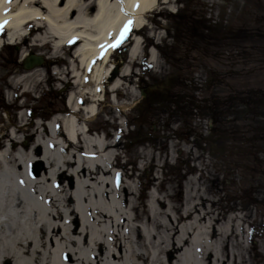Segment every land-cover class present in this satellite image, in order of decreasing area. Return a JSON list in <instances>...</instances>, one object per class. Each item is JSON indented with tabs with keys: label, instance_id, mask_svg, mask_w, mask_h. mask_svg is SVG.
<instances>
[{
	"label": "bare ground",
	"instance_id": "6f19581e",
	"mask_svg": "<svg viewBox=\"0 0 264 264\" xmlns=\"http://www.w3.org/2000/svg\"><path fill=\"white\" fill-rule=\"evenodd\" d=\"M170 2L0 0V21H8L0 30V48L24 43L29 32L51 56L63 48L70 54L61 58L64 71L53 68L50 74L59 82L65 81L63 75L69 77L63 107L45 124L20 114L18 125L0 129V264H250L237 210L227 216L208 208L200 213L193 200L165 209L157 191L141 209L136 176L125 172L117 158L125 159L123 164L134 161L140 172L149 164L157 166L161 154L145 146L133 157L122 156L119 135L98 133L88 124L104 96L109 93L114 104L120 94L119 81L107 79L114 72L113 51L130 45L126 64L134 65L141 45L135 32L143 31L146 16ZM129 21L118 46L101 48L113 44ZM148 62H156L153 49ZM128 68L118 77L127 76ZM31 76L10 79L14 97L17 86L24 87L22 95L29 89ZM18 133H25L26 140L35 137L32 147L27 149ZM36 162L44 166L39 174L29 169ZM254 258L252 264H257Z\"/></svg>",
	"mask_w": 264,
	"mask_h": 264
},
{
	"label": "rangeland",
	"instance_id": "374dc122",
	"mask_svg": "<svg viewBox=\"0 0 264 264\" xmlns=\"http://www.w3.org/2000/svg\"><path fill=\"white\" fill-rule=\"evenodd\" d=\"M189 15L209 20L211 46L210 37L208 40L193 37V34L205 33L193 31L196 26L187 22ZM173 16L181 18L177 25L178 45L173 41V26L178 22ZM145 20L143 31L135 32L141 38V45L134 65L126 64L130 45H122L112 55L110 64L114 65V72L111 70L108 79L119 81L120 94L114 104L109 100V93L103 97L99 113L88 123L89 127L98 133L119 135L122 156L133 157L138 148L145 146L155 155L161 154L162 161L156 162L157 166L149 164L140 172L134 161L123 164L125 159L119 160L125 172L136 176L133 184L141 209L147 206L151 193L157 191L164 197L165 209L167 204L183 207L193 200L200 213L208 208L216 215L227 216L233 214L231 209L237 210L249 246L248 263H254L253 256L257 264H264V0H171L168 6L161 4ZM24 36H27L24 43L5 44L0 48V129L5 126L9 130L18 125L20 114L26 120L45 124V119L64 105L65 83L69 77L65 74V81L59 82L57 76H50V71L53 68L64 71L66 61L61 58L70 57L67 48L51 56L49 48H42L34 41L36 35L29 37L25 33ZM163 47H173L177 54L186 57L181 79L188 81L191 95L198 102L203 95L206 97L204 93H210V116L214 111L215 117L220 118L224 108L248 101L249 106L240 108L236 117H221L220 126L210 124L213 129L210 128L209 145L202 144L209 130L206 120L198 122L192 118L189 125L194 134L189 136L178 118L160 110H153L146 120L155 126V132L142 131L150 134V141L130 143L129 137L136 132L134 125L142 105L139 106L143 87L150 76L164 77L171 69L169 60L160 52ZM151 49L155 51V64L148 62ZM28 55L41 56L44 63L24 70L22 62ZM55 58L61 61L56 63ZM125 66H129L128 75L119 78ZM208 69L210 90L198 92L205 85ZM15 75H32L27 79L29 89L22 97L24 87H16V97L10 92L9 82ZM36 82L41 83L37 86ZM216 132L222 137L213 145L211 140L217 141ZM17 136L27 149L32 147L35 137L26 140L25 133ZM37 164H31L29 169L34 171ZM153 177L161 178L163 184L159 186Z\"/></svg>",
	"mask_w": 264,
	"mask_h": 264
},
{
	"label": "flooded vegetation",
	"instance_id": "af4514ba",
	"mask_svg": "<svg viewBox=\"0 0 264 264\" xmlns=\"http://www.w3.org/2000/svg\"><path fill=\"white\" fill-rule=\"evenodd\" d=\"M177 83H180V80H177ZM164 90H165L164 92H161L158 95L156 94L155 98H149V99L144 100L143 109L146 110V111L149 110V107L152 105V99H154L153 102H161L164 105L169 104L170 101L172 100V96H171V94L169 92L170 90H168V89H164ZM179 99L181 101L184 100V99L188 100L189 97L188 96L180 97ZM191 107L194 108L193 110H196V108L194 106H191ZM179 113H182L184 115V117L189 115L188 110H184V111L180 110ZM201 114H202L203 117H206V118L210 119V106L208 108H206L205 111H202Z\"/></svg>",
	"mask_w": 264,
	"mask_h": 264
},
{
	"label": "trees",
	"instance_id": "16d2710c",
	"mask_svg": "<svg viewBox=\"0 0 264 264\" xmlns=\"http://www.w3.org/2000/svg\"><path fill=\"white\" fill-rule=\"evenodd\" d=\"M186 1V0H185ZM187 22L189 24H194V26H196V30L193 29L194 32L199 33H205L203 36L200 35H195L196 37L200 38V39H207L208 37V31H209V27L207 26V21H202L201 18L196 19L194 16L189 15V18L187 20ZM177 25H179V23H177ZM212 37L210 36V41H211ZM212 45V42L210 44V46Z\"/></svg>",
	"mask_w": 264,
	"mask_h": 264
},
{
	"label": "snow or ice",
	"instance_id": "6c2138e0",
	"mask_svg": "<svg viewBox=\"0 0 264 264\" xmlns=\"http://www.w3.org/2000/svg\"><path fill=\"white\" fill-rule=\"evenodd\" d=\"M5 3H11V0H4ZM135 7H138L139 5H134ZM6 12L8 11V9L5 10ZM8 23L7 20H4V21H0V30L3 29V27ZM132 22L129 21L127 24L124 25L123 29H121L120 31V34L119 36L116 38L115 42L111 45H101V48H104V47H112V48H115L116 46H118L124 39L127 31L129 30V25L131 24Z\"/></svg>",
	"mask_w": 264,
	"mask_h": 264
},
{
	"label": "water",
	"instance_id": "95a60500",
	"mask_svg": "<svg viewBox=\"0 0 264 264\" xmlns=\"http://www.w3.org/2000/svg\"><path fill=\"white\" fill-rule=\"evenodd\" d=\"M42 63V60L38 57L30 56L25 60L24 68L26 70H29L33 68L34 66L40 65ZM40 171V166H37L35 174H38Z\"/></svg>",
	"mask_w": 264,
	"mask_h": 264
}]
</instances>
